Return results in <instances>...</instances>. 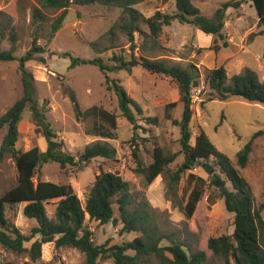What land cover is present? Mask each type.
Masks as SVG:
<instances>
[{
  "label": "rangeland",
  "instance_id": "obj_1",
  "mask_svg": "<svg viewBox=\"0 0 264 264\" xmlns=\"http://www.w3.org/2000/svg\"><path fill=\"white\" fill-rule=\"evenodd\" d=\"M230 0H193L201 12L213 16L216 9ZM38 6L36 0H0V48L9 49L12 34H16L18 51L16 55L29 50L37 35L38 42L45 48L42 55L45 62L32 59L26 63L34 77L35 98L46 112L48 120L63 143V149L79 155L85 147L100 141L115 149L112 158L97 157L79 167L68 165L61 168L57 162L42 163L34 176V181L50 180L73 186L83 205L90 194L96 176L103 171H115L129 181L134 195L143 191L150 204V211L155 217L161 233L168 234L184 244L189 251L204 250L212 236L231 234L234 230V214L229 212L220 198H216L213 188L206 187L193 217H188L185 204L193 188L189 182V173L193 172L206 179L209 178L201 167L182 173L178 182H173L171 175L184 160L181 153L180 127L173 119L180 118L182 103L179 102V85L171 77L152 73L142 66L132 67L131 71L114 69L107 74L119 80L132 98L141 104L143 115H138L137 140H133V125L122 115L118 97L106 83L105 74L92 64H81L70 68V59L60 56L64 51H71L83 58H101L109 66L113 52L123 53L131 58V43L128 35L120 31L111 32L112 25L121 17L119 7L99 3L72 4L62 26L50 35L52 21L60 10L44 9L46 23L41 27L33 24L32 12ZM145 17L152 16L157 10L172 14L176 11L175 0H141L135 4ZM141 28L149 32L142 22ZM258 25V14L249 0L239 8H228L223 33L226 38L219 39L206 34L190 23L173 20L164 25L155 41L148 38L144 46V35L135 33L137 47L135 55L152 58H165L170 63L183 67H192L199 74V85L193 89L191 119L192 138L202 129L214 145L226 153L232 163L246 177L252 186L256 206L264 202V104L248 102L234 96L227 100L217 99L209 87L206 77L208 70L224 65L228 75L232 76L243 70L255 72L264 79V32ZM217 37L218 44L229 41L228 47L216 51L212 45ZM97 42L96 45L92 43ZM106 46L108 49H105ZM39 58V55L38 57ZM18 60L0 62V116L22 95L23 87L18 72ZM74 90L80 104L82 115L77 117L69 95ZM212 98V99H211ZM171 102L177 105L167 107ZM97 105L99 110H108L116 116V126L112 127L90 111ZM158 118L156 124L148 123L145 118ZM261 132V133H259ZM19 140L16 148L26 151L39 146L41 151L47 149V142L32 119L27 109L19 123ZM259 133L257 137H254ZM5 129L0 132V146ZM252 152L245 167L238 164V152L251 140ZM139 143L137 156L133 150ZM160 145L166 153L178 152L176 159L170 163L164 173L147 183L146 175L138 171L139 163L149 164L153 161L154 146ZM213 162V157L210 159ZM220 172L218 165H215ZM19 167L10 155L0 160V195L17 184ZM58 200L45 203L49 217H55ZM27 202L6 206V216L22 232L29 234L37 225V220L27 217L24 206ZM116 216L118 206L114 204ZM85 225L93 231L97 244L107 247L132 240L140 232L123 231L122 223L108 222L101 224L91 220L86 214ZM35 239V238H34ZM25 243L28 248L32 241ZM171 243L164 238L163 245ZM30 260L28 252L16 253L0 244V264H23ZM155 261V260H154ZM157 264L156 262H154ZM219 256L208 257L206 264H223ZM34 264H87L86 256L75 247L57 246L55 241L44 243L42 255ZM102 264H114L113 258L102 260Z\"/></svg>",
  "mask_w": 264,
  "mask_h": 264
},
{
  "label": "trees",
  "instance_id": "obj_2",
  "mask_svg": "<svg viewBox=\"0 0 264 264\" xmlns=\"http://www.w3.org/2000/svg\"><path fill=\"white\" fill-rule=\"evenodd\" d=\"M32 12L34 25L41 27L46 23L44 9L60 10L59 15L52 21L50 35L57 31L69 12L72 4L87 5L99 3L114 5L120 8L121 17L112 25L111 32L120 31L128 35L131 43V58L126 59L123 53L113 52L110 57L115 61L114 66H109L101 58H83L71 51H64L60 56L70 59V68L81 64L98 66L105 74L106 83L113 89L118 97L119 108L122 115L133 125V140L138 128V115H143V108L130 96L124 85L117 79L111 78L107 71L125 69L131 71L132 67L142 66L152 73L163 74L176 80L179 85V102L183 109L180 118L173 119V123L180 127L181 153L184 160L178 169L171 175L173 182H178L183 172L201 167L209 178L206 179L193 172L189 173V182L193 188L185 204L188 217H193L206 187L213 188L216 198L224 201L226 209L234 214V230L231 234L212 236L208 239L204 250L189 251L184 244L178 242L168 234L161 233L155 223V217L150 211V204L145 199L143 191L133 194L127 181L120 173L115 171H101L95 178L90 194L82 204L74 188L70 184L56 183L50 180L34 181L37 168L42 163L57 162L61 168L68 165H77L90 162L97 157L112 158L115 149L106 143L96 141L87 145L84 151L75 155L63 149V143L58 139L57 133L48 120L46 112L35 98L34 77L27 68L26 63L32 59L45 62L42 55L45 48L38 42V36L33 39L29 50L16 55L18 46L16 34H12V45L9 49L0 48V62L18 60V72L21 76L23 92L5 113L0 116V132L5 129V134L0 146V160L10 155L19 166V179L17 184L6 189L0 195V244L16 253L28 252L30 260L23 264H34L42 255L44 243L55 241L57 246H70L79 249L86 256L87 264H102V260L113 258L114 264H206L208 257L219 256L223 264H264V202L255 204L253 189L249 181L232 163L231 158L219 150L210 140L204 130H200L191 143V119L193 116L192 98L193 89L199 85V74L192 67H183L177 63H170L165 58H152L145 55L137 56L134 53L137 43L135 33L143 34V44H148L160 34L164 25H169L173 20L181 23H190L206 34H212L219 39L226 38L223 33L228 8H239L247 0H230L222 3L213 16L203 14L193 0H175L176 11L172 14L157 10L152 16L145 17L135 4L141 0H36ZM253 3L258 14V25L264 28V0H249ZM144 22L149 32L141 28ZM264 32V29H263ZM217 37L212 47L218 51L221 47H228L229 41L224 40L218 44ZM96 45L97 42L92 43ZM105 49H108L106 46ZM39 55V58H37ZM207 83L215 93L217 99L227 100L238 96L248 102L264 104V79L249 70H243L232 76L228 75L224 65L208 70ZM69 95L74 105L77 117L82 115V110L74 90L69 89ZM212 99V98H211ZM171 102L167 107L176 106ZM29 110L32 119L42 133L47 149L41 151L39 146H33L23 151L16 148L19 140V123L24 112ZM92 114H96L112 127L116 125L115 114L108 110H99L95 105ZM148 123L156 124L157 117L145 118ZM261 133V132H259ZM256 133L253 137H257ZM253 139L248 142L237 154L238 164L245 167L252 152ZM139 143H135L133 153L137 156ZM178 152L166 153L160 145L154 146L153 161L142 165L139 163L138 171L146 175L147 183H151L158 175L164 173L166 167L172 163ZM213 157V162L210 160ZM220 168L217 172L216 166ZM58 200L55 208V217L47 214L45 203ZM27 202L23 212L29 218L37 220L29 234L11 222L6 216V206ZM118 206L116 216L114 204ZM86 214L91 220L101 224L108 222L122 223L123 231L140 232L132 240L107 247L106 244H97L94 241L93 231L85 225ZM35 238V239H34ZM164 238L170 239L168 245L161 244ZM32 241L28 248L25 243ZM155 260V261H154Z\"/></svg>",
  "mask_w": 264,
  "mask_h": 264
},
{
  "label": "water",
  "instance_id": "obj_3",
  "mask_svg": "<svg viewBox=\"0 0 264 264\" xmlns=\"http://www.w3.org/2000/svg\"><path fill=\"white\" fill-rule=\"evenodd\" d=\"M19 167V166H18Z\"/></svg>",
  "mask_w": 264,
  "mask_h": 264
}]
</instances>
